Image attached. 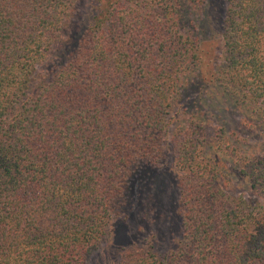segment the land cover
I'll use <instances>...</instances> for the list:
<instances>
[{"label":"trees","instance_id":"trees-1","mask_svg":"<svg viewBox=\"0 0 264 264\" xmlns=\"http://www.w3.org/2000/svg\"><path fill=\"white\" fill-rule=\"evenodd\" d=\"M164 162L179 238L117 264H264V0H0V264H87Z\"/></svg>","mask_w":264,"mask_h":264},{"label":"rangeland","instance_id":"rangeland-1","mask_svg":"<svg viewBox=\"0 0 264 264\" xmlns=\"http://www.w3.org/2000/svg\"><path fill=\"white\" fill-rule=\"evenodd\" d=\"M84 4L85 2L81 1L78 8L80 17L84 14ZM79 20L76 17L75 25L71 28L70 33L75 30ZM211 65L210 63L209 66L211 67ZM208 69V66L204 65V72H207ZM206 97L208 110L214 111L217 105L214 100L209 103L210 96ZM214 115V120L226 121L232 127L239 128L238 115L232 109L222 107L220 111H215ZM249 137L252 141L258 140V136L255 134H251ZM136 186L140 198L132 207L129 218L112 235L104 239L96 249L91 251L87 258V264H117L122 249L136 244H145L150 240L156 242L158 252L163 254L171 249L174 241L179 238L176 215L178 196L175 187V171L172 165L169 162H164L154 171L141 174L136 180ZM231 187L233 193L241 194L246 198L250 197L247 188L241 184L234 183Z\"/></svg>","mask_w":264,"mask_h":264}]
</instances>
